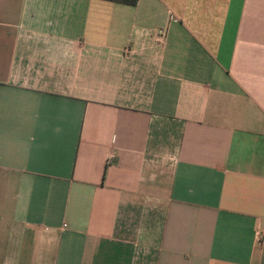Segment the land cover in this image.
<instances>
[{"label": "crops", "instance_id": "obj_1", "mask_svg": "<svg viewBox=\"0 0 264 264\" xmlns=\"http://www.w3.org/2000/svg\"><path fill=\"white\" fill-rule=\"evenodd\" d=\"M0 264H264V0H0Z\"/></svg>", "mask_w": 264, "mask_h": 264}, {"label": "trees", "instance_id": "obj_2", "mask_svg": "<svg viewBox=\"0 0 264 264\" xmlns=\"http://www.w3.org/2000/svg\"><path fill=\"white\" fill-rule=\"evenodd\" d=\"M103 1L112 2L115 4H121L130 7H136L139 2V0H103Z\"/></svg>", "mask_w": 264, "mask_h": 264}, {"label": "built area", "instance_id": "obj_3", "mask_svg": "<svg viewBox=\"0 0 264 264\" xmlns=\"http://www.w3.org/2000/svg\"><path fill=\"white\" fill-rule=\"evenodd\" d=\"M159 37L162 39V38L164 37V33L161 32V33L159 34Z\"/></svg>", "mask_w": 264, "mask_h": 264}]
</instances>
